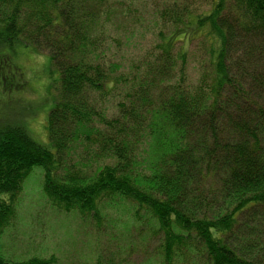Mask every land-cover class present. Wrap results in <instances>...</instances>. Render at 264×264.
Listing matches in <instances>:
<instances>
[{
  "label": "trees",
  "instance_id": "obj_1",
  "mask_svg": "<svg viewBox=\"0 0 264 264\" xmlns=\"http://www.w3.org/2000/svg\"><path fill=\"white\" fill-rule=\"evenodd\" d=\"M107 1L0 0V93L26 83L16 66L18 85L4 73L22 48L48 54L57 77L48 143L26 127L28 107L9 109L18 118L0 115V239L17 219L25 180L40 169L60 212L100 224L104 208L127 205L141 233L162 239L160 264H264V0H219L203 18L186 9L182 31L132 71L111 116L101 103L126 76L105 62L98 40ZM202 38L210 49L194 82L187 53L179 73L174 50ZM79 150L97 160L78 162ZM0 264L55 260L0 253Z\"/></svg>",
  "mask_w": 264,
  "mask_h": 264
},
{
  "label": "rangeland",
  "instance_id": "obj_2",
  "mask_svg": "<svg viewBox=\"0 0 264 264\" xmlns=\"http://www.w3.org/2000/svg\"><path fill=\"white\" fill-rule=\"evenodd\" d=\"M218 2L107 1L108 18L103 23V32H99L98 40L104 49L105 62L119 69L117 75L126 76L115 93L103 98L101 107L109 109V116L117 114L118 101H122L128 92L129 86L126 84L130 79L127 78L132 71L138 72L150 65L161 50L162 41L167 40L176 29L183 28L187 20L186 9L203 18L211 14ZM180 12L184 13V17L183 20L179 17L182 22L177 27L175 19ZM209 45V41L203 38L192 44L185 40L179 42L174 50L178 57L177 72L180 73L183 63L181 53L184 52L187 53L185 68L191 80L196 82L200 79L199 70L208 59ZM11 65L22 70L21 79L26 83L21 89L18 86L12 94L0 93V115L6 117L8 113L18 118L20 115L9 112V109L28 107L26 115L22 116L26 120V127L36 141L48 143V116L55 103L51 87L57 80L50 58L48 54L36 55L29 49H20L4 68V73L12 78L16 86L20 77ZM148 152L147 145L141 147L139 154L143 166ZM76 155L78 162L86 166L97 160L93 152L83 154V150H79ZM69 159L73 158L70 156ZM43 178V171L34 169L23 184L17 219L0 239V253L6 260L26 262L52 259L55 264H160L162 239L151 233V230L141 233L142 223H138L127 205L104 208L100 224H97L75 212L67 214L56 210L44 195Z\"/></svg>",
  "mask_w": 264,
  "mask_h": 264
}]
</instances>
